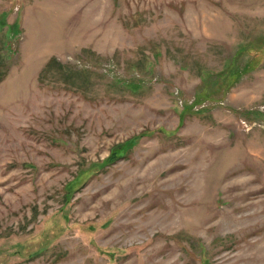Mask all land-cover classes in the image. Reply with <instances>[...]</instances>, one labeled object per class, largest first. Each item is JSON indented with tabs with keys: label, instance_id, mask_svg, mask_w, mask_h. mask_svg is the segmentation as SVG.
<instances>
[{
	"label": "rangeland",
	"instance_id": "374dc122",
	"mask_svg": "<svg viewBox=\"0 0 264 264\" xmlns=\"http://www.w3.org/2000/svg\"><path fill=\"white\" fill-rule=\"evenodd\" d=\"M0 264H264V0H0Z\"/></svg>",
	"mask_w": 264,
	"mask_h": 264
},
{
	"label": "bare ground",
	"instance_id": "6f19581e",
	"mask_svg": "<svg viewBox=\"0 0 264 264\" xmlns=\"http://www.w3.org/2000/svg\"><path fill=\"white\" fill-rule=\"evenodd\" d=\"M199 150H200V149H199ZM230 155H231V154H230ZM225 156H226V155H225ZM225 156H224V157H225ZM229 157H230V156H229ZM220 160H221V159H220ZM208 161H209V160H208ZM228 161H229V160H228ZM228 161H227V162H228ZM220 162H222V160H221ZM220 162H218V163H220ZM198 164H199V163H198ZM213 164H214V162H213ZM220 164H221V163H220ZM222 164H223V163H222ZM222 164H221V165H222ZM199 165H200V164H199ZM151 166H152V165H151ZM155 166H156V165H155ZM216 166H217V165H216ZM219 166H220V165H219ZM148 167H150V166L148 165ZM220 167H221V166H220ZM191 168H192V167H191ZM194 168H195V167H194ZM150 169H151V168H150ZM186 169H187V168H186ZM196 169H197V168H196ZM203 169H204V168H203ZM218 169H220V168H218ZM147 170H148V169H147ZM193 170H194V169H193ZM138 171H139V170H138ZM138 171H137V172H138ZM144 172H146V169L144 170ZM147 172H148V171H147ZM155 172H156V171H155ZM155 172H154V173H155ZM213 172H214V169H213ZM150 174H151V173H150ZM210 174H211V173H210ZM216 174H218V173H216ZM132 175H133V174H132ZM148 175H149V172H148ZM153 175H155V174H153ZM139 176H140V175H139ZM195 176H196V175H195ZM207 176H208V175H207ZM193 177H194V176H193ZM134 178H135V177H134ZM136 178H138V177H136ZM156 178H157V177H156ZM208 178H209V177H208ZM208 178H207V179H208ZM201 179H202V178H201ZM207 179H206V180H207ZM214 179H216V177H215ZM140 180H141V179H140ZM155 180H156V179H155ZM210 180H211V179H210ZM127 181H128V180H127ZM146 181H147V180H146ZM159 181H160V180H159ZM198 181H199V178H198ZM221 181H222V180H221ZM150 182H151V180H150ZM205 182H207V181H205ZM224 182H225V181H224ZM138 183H139V182H138ZM155 183H156V182H155ZM144 184H145V183H144ZM152 184H153V182H152ZM201 184H202V182H201ZM203 184H204V182H203ZM124 185H125V184H124ZM134 185H135V184H134ZM139 185H140V184H139ZM139 185H137V186H139ZM149 185H150V184H149ZM149 185H148V186H149ZM125 186H127V185H125ZM142 186H143V185H142ZM151 186H152V185H151ZM139 187H140V186H139ZM139 187H138V188H139ZM157 187H158V185H157ZM147 188H148V187H147ZM144 189H145V187H144ZM171 189H172V188H171ZM184 189H185V188H184ZM140 190H141V188H140ZM190 190H191V189H190ZM138 191H139V190H137V192H138ZM246 191H247V190H246ZM253 192H254V191H253ZM135 193H136V192H135ZM119 196H120V195H119ZM249 196H250V195H249ZM115 198H116V197H115ZM119 198H120V197H119ZM169 211H170V210H169ZM168 215H169V214H168ZM152 218H153V217H152Z\"/></svg>",
	"mask_w": 264,
	"mask_h": 264
}]
</instances>
